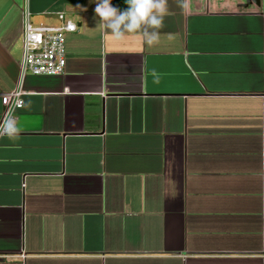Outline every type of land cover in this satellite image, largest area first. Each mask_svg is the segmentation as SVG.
<instances>
[{
    "label": "crops",
    "instance_id": "0c3cea01",
    "mask_svg": "<svg viewBox=\"0 0 264 264\" xmlns=\"http://www.w3.org/2000/svg\"><path fill=\"white\" fill-rule=\"evenodd\" d=\"M184 2L147 47L90 0H0V95L25 14L76 26L0 138V264H264V0Z\"/></svg>",
    "mask_w": 264,
    "mask_h": 264
},
{
    "label": "built area",
    "instance_id": "2783aa9c",
    "mask_svg": "<svg viewBox=\"0 0 264 264\" xmlns=\"http://www.w3.org/2000/svg\"><path fill=\"white\" fill-rule=\"evenodd\" d=\"M58 26H32L25 14L22 31V56L19 62V81L14 89L0 95L2 113L0 122L22 107L23 80L26 76L57 77L64 73L65 35L76 32L75 24L61 13ZM1 138V137H0Z\"/></svg>",
    "mask_w": 264,
    "mask_h": 264
},
{
    "label": "clouds",
    "instance_id": "9594fccd",
    "mask_svg": "<svg viewBox=\"0 0 264 264\" xmlns=\"http://www.w3.org/2000/svg\"><path fill=\"white\" fill-rule=\"evenodd\" d=\"M90 2L95 4L93 12L97 25L117 43L134 35L140 38L142 45L153 46L158 42L159 30L168 14V0H124L126 7L122 10L112 6V0ZM177 4L181 9L186 6L184 0H177ZM19 134L20 129L14 115L10 114L0 122V137L15 140L19 138Z\"/></svg>",
    "mask_w": 264,
    "mask_h": 264
},
{
    "label": "water",
    "instance_id": "95a60500",
    "mask_svg": "<svg viewBox=\"0 0 264 264\" xmlns=\"http://www.w3.org/2000/svg\"><path fill=\"white\" fill-rule=\"evenodd\" d=\"M254 0H246V3H253ZM114 6V5H113ZM115 7V6H114ZM126 7V5L124 4L122 7H120L119 9H124Z\"/></svg>",
    "mask_w": 264,
    "mask_h": 264
}]
</instances>
